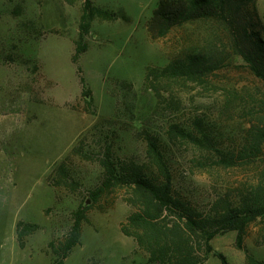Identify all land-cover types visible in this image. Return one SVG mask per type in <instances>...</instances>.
<instances>
[{"label":"rangeland","instance_id":"obj_1","mask_svg":"<svg viewBox=\"0 0 264 264\" xmlns=\"http://www.w3.org/2000/svg\"><path fill=\"white\" fill-rule=\"evenodd\" d=\"M157 1L93 0L119 17L93 19L82 37L87 50L73 63L82 0H0V264H54L50 243L63 239L79 206L91 204L89 191L102 178V148L142 162L143 130L159 137L175 188L202 207L218 197L235 199L264 169L224 168L209 149L169 139L172 124L195 132L200 120L217 148H236L250 127L264 125V83L234 51L220 21L185 23L151 39L146 21ZM257 7L264 23V0H257ZM185 53L208 54L215 68L199 80L151 75L146 82L148 68L161 69ZM74 147L83 154L72 153ZM63 160L77 183L74 189L48 181ZM125 194L115 188L85 210L80 243L63 264L145 262L146 253L120 230L133 210ZM18 221L39 225L22 248ZM263 236L260 217L243 242L257 259H264V244L255 238ZM235 237V231L218 234L213 250L229 264H251ZM204 264L220 261L209 255Z\"/></svg>","mask_w":264,"mask_h":264},{"label":"trees","instance_id":"obj_2","mask_svg":"<svg viewBox=\"0 0 264 264\" xmlns=\"http://www.w3.org/2000/svg\"><path fill=\"white\" fill-rule=\"evenodd\" d=\"M64 1L68 4L75 2ZM82 1L80 40L75 43L73 63H77L80 55L87 50L82 37L88 33L90 22L95 18L112 21L119 17L116 12L95 5L93 0ZM122 19L127 20V17L122 16ZM207 19L223 24L234 51L264 83V23L258 12L257 0H158L146 21V28L149 37L157 39L185 23ZM214 68L215 64L208 54L185 53L174 56L161 69L148 68L145 80L148 82L151 75L156 78L199 80ZM80 81L86 89L82 77ZM194 129L195 132L172 124L168 136L171 140L186 139L198 147L209 149L215 164L224 168L264 167V125L250 127L240 145L232 150L217 148L200 120H196ZM139 136L145 143L142 162L115 157L111 146L102 148L98 159L102 178L89 191L87 200L93 204L108 191L126 189L124 200L133 210L121 223L120 230L125 236L132 237L137 247L146 253V260L141 264H202L209 255L217 258L220 264H229L226 256L215 252L211 245V240L224 231L236 232L235 245L244 251L246 262L264 264V259L253 257L243 244L247 228L264 217V169L259 171L255 181L238 189L235 199L218 197L208 208L202 207L175 188L171 166L159 137L146 130L141 131ZM71 152L83 154L78 147L72 148ZM48 181L73 189L77 185L69 175L65 160L52 170ZM90 205L79 206L63 239L57 244L50 243L56 257L54 264H63L80 243L84 212ZM38 228L36 223L18 221L16 234L19 247L22 248L25 237ZM255 243L264 244V236L255 238Z\"/></svg>","mask_w":264,"mask_h":264},{"label":"crops","instance_id":"obj_3","mask_svg":"<svg viewBox=\"0 0 264 264\" xmlns=\"http://www.w3.org/2000/svg\"><path fill=\"white\" fill-rule=\"evenodd\" d=\"M208 259H209V257L207 258V260H208ZM207 260H206V261H207ZM206 261H205V262H206ZM205 262H204V263H205ZM204 263H202V264H204Z\"/></svg>","mask_w":264,"mask_h":264}]
</instances>
